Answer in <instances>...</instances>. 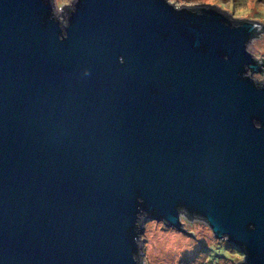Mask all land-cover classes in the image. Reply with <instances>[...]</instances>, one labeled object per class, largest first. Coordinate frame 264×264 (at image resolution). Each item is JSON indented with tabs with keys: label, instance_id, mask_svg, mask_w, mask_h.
I'll use <instances>...</instances> for the list:
<instances>
[{
	"label": "water",
	"instance_id": "95a60500",
	"mask_svg": "<svg viewBox=\"0 0 264 264\" xmlns=\"http://www.w3.org/2000/svg\"><path fill=\"white\" fill-rule=\"evenodd\" d=\"M254 32L212 5L74 0L61 24L0 0V264H138L141 216L193 236L181 213L264 264Z\"/></svg>",
	"mask_w": 264,
	"mask_h": 264
},
{
	"label": "rangeland",
	"instance_id": "374dc122",
	"mask_svg": "<svg viewBox=\"0 0 264 264\" xmlns=\"http://www.w3.org/2000/svg\"><path fill=\"white\" fill-rule=\"evenodd\" d=\"M74 0H51L53 11L59 22L64 23L65 8ZM178 6L212 5L229 18H242L264 24V0H167ZM247 50L254 58L264 59V33L251 38ZM253 80L261 82L263 73L247 70ZM184 230L193 236L168 227L161 221L141 216L138 264H235L246 260L240 250L231 245L225 237L215 238L207 224L200 217L180 215Z\"/></svg>",
	"mask_w": 264,
	"mask_h": 264
},
{
	"label": "trees",
	"instance_id": "16d2710c",
	"mask_svg": "<svg viewBox=\"0 0 264 264\" xmlns=\"http://www.w3.org/2000/svg\"><path fill=\"white\" fill-rule=\"evenodd\" d=\"M65 10H67V8H65ZM233 24H237L238 21H235V20H232ZM258 34V32H254V35L253 36H256ZM263 64H264V61H263Z\"/></svg>",
	"mask_w": 264,
	"mask_h": 264
},
{
	"label": "flooded vegetation",
	"instance_id": "af4514ba",
	"mask_svg": "<svg viewBox=\"0 0 264 264\" xmlns=\"http://www.w3.org/2000/svg\"><path fill=\"white\" fill-rule=\"evenodd\" d=\"M262 67L264 68V65Z\"/></svg>",
	"mask_w": 264,
	"mask_h": 264
}]
</instances>
